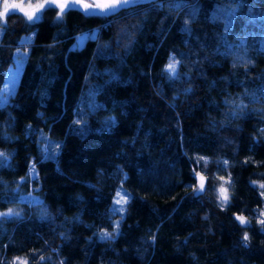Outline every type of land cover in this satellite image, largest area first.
<instances>
[{"label":"trees","instance_id":"1","mask_svg":"<svg viewBox=\"0 0 264 264\" xmlns=\"http://www.w3.org/2000/svg\"><path fill=\"white\" fill-rule=\"evenodd\" d=\"M0 27V92L28 50L0 104V264H264V0L75 6L62 19L49 7ZM93 29L76 81L68 51Z\"/></svg>","mask_w":264,"mask_h":264},{"label":"snow or ice","instance_id":"2","mask_svg":"<svg viewBox=\"0 0 264 264\" xmlns=\"http://www.w3.org/2000/svg\"><path fill=\"white\" fill-rule=\"evenodd\" d=\"M8 2L12 3V0H8ZM17 2L19 3V0H17ZM141 2L142 0H66V2L65 0H28L27 3H22L20 7L13 6V7L8 8L7 11H4V4L0 3V11L4 12V15L0 17V25L6 22L8 14L14 10H18L20 13H22L26 17V20L31 22L38 18L39 13L43 12L46 8H49V7H55L57 18L62 19L65 16L66 12L71 7H75V6H79L82 12H84L87 15H99V14H107L110 12H115L125 6H128L129 4H138ZM153 2L155 3V0H153ZM29 4L33 6L39 4L41 6L39 8H36V10L32 12L30 15L29 12L25 10L27 9ZM235 15H236V9L234 8L230 9L227 12V18L224 20L225 25H230L232 23V17H234ZM249 15L253 19L257 18V17L252 16L251 10L249 11ZM227 29L228 28L225 27V31H227ZM184 30L185 31L191 30L189 27V23L187 21L185 22ZM179 63H180L179 60H174L172 57H170L169 62L165 66L164 71L168 72L170 77L176 76ZM76 123H80V121H76ZM0 159L6 160L8 159V157L6 156V154L0 152ZM199 159L207 160L206 157H200ZM32 167L34 171L35 165L33 164ZM195 175L197 177L198 184L193 186L194 190L199 189L200 191H203L205 188L206 178L203 176L202 173H199V172H197ZM23 179L24 178L22 177L21 180ZM219 179L225 181V183L228 182L227 180H225L224 177H219ZM229 180H230V177H229ZM253 183L255 184L258 182L253 181ZM259 186L261 189H264V183H261ZM122 193H123L122 188L116 191L115 193L116 199L114 200V206L123 205L127 203L130 193L128 195H124ZM260 195L264 197V190L260 192ZM218 199L224 201L225 203L229 200L228 189L224 186V184H221V186L218 189ZM116 210L117 209L114 207L113 211H116ZM118 210L120 212L125 211L123 207H120ZM4 215H11V212L6 213ZM262 216H264V209L260 210L259 219L257 221L262 226V230H264V219H260ZM236 219L242 225L247 224L249 222V219L245 216H242L240 213L236 214ZM118 228H119V222H116V229H114V231L118 230ZM112 235L113 233L109 232L107 229H103L101 231L102 239H107L108 237H111ZM153 239L155 238L153 237ZM243 239L244 241H247V238H243Z\"/></svg>","mask_w":264,"mask_h":264},{"label":"rangeland","instance_id":"3","mask_svg":"<svg viewBox=\"0 0 264 264\" xmlns=\"http://www.w3.org/2000/svg\"><path fill=\"white\" fill-rule=\"evenodd\" d=\"M4 2L5 0H0V3L4 4ZM12 2H17V0H12ZM19 2L27 3L28 0H19ZM14 11H18V10H14ZM14 11H11V12H14ZM0 12H3V11H0ZM41 14L42 12L38 14L37 19L41 17ZM3 15H4V12H3ZM3 15H0V17H2ZM1 30L2 28L0 27V31ZM96 30L97 29H93L91 31H83L79 33L76 37V40L72 43L71 47L69 48L68 52L71 51L70 53H72V57L71 59L69 58L67 62L69 66L71 67V70L74 74V78L77 79L76 81H79V79H81L82 72H83V70L81 71V63L83 62V64H85L84 60L87 59V57L91 53V50L94 45ZM26 37H28L29 39L32 38L33 33L27 34ZM18 51H16L15 53L14 62L10 65L7 71L6 80L0 92V104H5L8 100H10L11 95L15 92L20 76H21V73H22V70H23V67H24V64L26 62L28 50L18 49ZM225 187L228 189L227 186ZM228 194H229V189H228ZM17 257H21V256H17ZM21 258L22 259L15 260V263L17 261L22 263V260L24 261L25 259L23 257Z\"/></svg>","mask_w":264,"mask_h":264},{"label":"clouds","instance_id":"4","mask_svg":"<svg viewBox=\"0 0 264 264\" xmlns=\"http://www.w3.org/2000/svg\"><path fill=\"white\" fill-rule=\"evenodd\" d=\"M65 2H66V0H65ZM21 4H22L21 2H19V3L18 2L9 3L8 0H5V2H4V11H7L8 8L13 7V6L20 7ZM40 6L41 5H39V4H37L35 6L29 4L28 7H27V9H25V10L28 11L29 14L31 15V13L34 12L36 10V8H39ZM0 15H3V12H0ZM221 208L223 209L224 208V205H221ZM0 214H2V213H0ZM236 214L237 213H234V215H236ZM241 215L247 217L244 214H241ZM247 218L249 219V217H247ZM260 219H264V216H262ZM243 238H247V241H248L249 238H250L249 232L245 231L243 233ZM17 259H22V258L21 257H14V259L12 261V264H15V260H17ZM22 262H23V264H26V261H23L22 260Z\"/></svg>","mask_w":264,"mask_h":264},{"label":"water","instance_id":"5","mask_svg":"<svg viewBox=\"0 0 264 264\" xmlns=\"http://www.w3.org/2000/svg\"><path fill=\"white\" fill-rule=\"evenodd\" d=\"M151 1H153V0H142L141 3H143V2H151ZM131 5H134V4H129L128 6H125V7H129V6H131ZM123 8H124V7H123Z\"/></svg>","mask_w":264,"mask_h":264},{"label":"bare ground","instance_id":"6","mask_svg":"<svg viewBox=\"0 0 264 264\" xmlns=\"http://www.w3.org/2000/svg\"><path fill=\"white\" fill-rule=\"evenodd\" d=\"M143 3H149V2H143ZM143 3H138V4H143ZM134 5H136V4H134ZM131 6H133V5H131Z\"/></svg>","mask_w":264,"mask_h":264}]
</instances>
